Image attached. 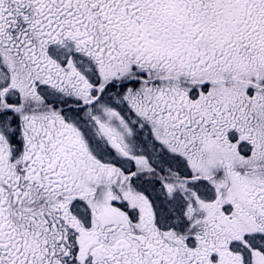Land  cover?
Listing matches in <instances>:
<instances>
[{
	"label": "snow or ice",
	"instance_id": "obj_1",
	"mask_svg": "<svg viewBox=\"0 0 264 264\" xmlns=\"http://www.w3.org/2000/svg\"><path fill=\"white\" fill-rule=\"evenodd\" d=\"M0 264H264V0H0Z\"/></svg>",
	"mask_w": 264,
	"mask_h": 264
}]
</instances>
